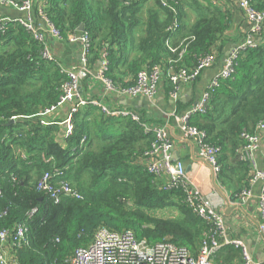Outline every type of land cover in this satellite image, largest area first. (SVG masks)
Wrapping results in <instances>:
<instances>
[{"label":"trees","instance_id":"1","mask_svg":"<svg viewBox=\"0 0 264 264\" xmlns=\"http://www.w3.org/2000/svg\"><path fill=\"white\" fill-rule=\"evenodd\" d=\"M46 1L45 12L63 38L90 34L93 69L105 47L110 59L107 75L117 84H133L141 70L160 65L168 93L170 69H191L198 58L214 50L222 57L232 40L228 32L233 19L227 8L232 0H166L177 16L159 0L145 16L146 0ZM250 2L264 12V0ZM33 13L38 19L37 6ZM175 17L179 26L172 31ZM42 49L17 22L0 30V229L27 221L30 246L19 252L20 262L64 264L75 250L90 245L102 226L132 231L152 244L168 241L196 254L209 225L186 205L182 189L161 191L141 163L154 140L153 132L144 126L159 124L161 118L144 110H136L139 121L107 116L89 104L74 114V134L65 146L60 144L57 121L43 125L41 114L58 102L67 77L61 72L63 63L43 59ZM87 84L86 80L82 90ZM177 107L179 111L186 108L182 101ZM262 119L264 34L242 54L233 77L221 81L206 113L191 119L206 133V142L220 148L219 181L231 186L233 195L239 193L250 169L239 159L240 136L252 133ZM11 120L14 123L8 125ZM55 170L62 172L61 179L81 199L63 197L57 204L36 190L39 179ZM167 209L176 216H157ZM33 210L35 214L28 218ZM239 254V249L223 247L215 262L231 264Z\"/></svg>","mask_w":264,"mask_h":264},{"label":"built area","instance_id":"2","mask_svg":"<svg viewBox=\"0 0 264 264\" xmlns=\"http://www.w3.org/2000/svg\"><path fill=\"white\" fill-rule=\"evenodd\" d=\"M236 1L252 26L250 31L247 33L245 40L236 44L225 58L221 69L211 78L208 85L201 92L199 100L179 113L177 104L181 101V83H193L203 72L211 69L219 58L217 50L198 58L197 63L191 69L183 67L178 72L170 69L168 78L172 89L168 93L163 82L165 71L160 65L141 70L133 84H117L107 75L110 68V59L105 47L101 52L98 65L93 69L90 34L86 31L81 34H71L65 40L61 30L50 21L45 12L47 1L38 6L37 22L33 13V0H24L21 3L15 0H0V5L12 8L25 15L19 18L0 17V30H3L5 25L10 22H17L23 26L42 46L41 56L43 59L57 61L49 45L50 39L55 41L64 40L80 47L81 56L76 66L60 65L61 72L66 75L67 79L60 86L58 102L46 108L41 114L43 118L41 123L48 125L52 123L48 121V117L55 115L63 108H67L65 114L66 130L63 136L64 144L74 134V114L78 112L80 107L92 104L98 106L101 112L107 116L130 117L135 121H139L140 115L134 109L113 107L107 104L106 101L113 100L117 95L154 101L160 92H163L164 95L167 94L173 110L162 109L157 114L162 120L161 123L152 125V127L144 126L153 132L154 140L149 150L144 154L141 163L148 173L157 180V186L161 191L182 189L186 205L209 225L203 232L200 247L196 254H192L188 249L168 241L152 244L146 239H139L132 231L116 232L102 226L95 232L92 243L87 247L75 250L64 264H218L215 262V257L223 247L227 246L239 249L241 252V260L234 261L231 264H264L252 256L245 241L229 237L223 213L207 197L203 196L189 177L184 163L174 158V142L169 135V121L175 119L181 140L191 142L196 146L198 158L202 164L210 168L214 182L221 185L219 181V175L222 171L219 162L220 148L208 144L206 133L194 126L191 119L206 113L213 94L221 81L233 77L242 54L248 49L254 48L263 34L264 12L257 11L250 0ZM159 2L177 16V10L174 6L166 0H159ZM178 26L179 21L175 17L170 29L175 31ZM173 51L175 50L173 49ZM93 74L97 82L102 83L104 86L101 101L81 98L83 83L90 79ZM240 138L243 142L240 160L249 163L251 170L255 172L254 177L261 183L258 206L261 219L259 232L264 238V119L256 125L252 133L243 132ZM85 142L86 137L82 140V144ZM260 160L262 161L261 167ZM61 175L62 172L57 170L53 173H45L37 182L36 190L44 193L57 204L61 202L63 197L81 199V194L69 182L62 180ZM54 179L57 180L54 181ZM250 195L251 192L245 189L235 194V197L243 202ZM35 212L36 210L31 211L27 214V217L31 218ZM29 246L30 230L27 221L16 223L12 229H0V264H22L19 252Z\"/></svg>","mask_w":264,"mask_h":264},{"label":"crops","instance_id":"3","mask_svg":"<svg viewBox=\"0 0 264 264\" xmlns=\"http://www.w3.org/2000/svg\"><path fill=\"white\" fill-rule=\"evenodd\" d=\"M33 1L34 7L37 6V8L39 5L46 2V0ZM155 1L156 0L145 1L143 16L146 15V11L148 9L155 7ZM224 6L226 5L224 4ZM228 6L229 7L227 8L230 10V14L232 15L233 19V26L228 32V35L232 38V40L225 46L224 54L222 55V57H219L217 63L211 69L203 72L201 76L193 83H181V101L184 103L186 108L192 104H195L199 100L201 92L208 85L211 78L221 69L225 58L232 51L236 44L245 40L247 33L252 27L245 18L243 12L240 10L236 0H232L231 3H228ZM24 16L25 15L23 13H20L12 8L0 5V17L19 18ZM194 19L195 17L191 14V21H194ZM259 40H261V37ZM175 43L178 42L175 41ZM49 45L56 58L59 59L67 67L76 66L78 64L81 56L80 47L78 45H72L64 40L55 41L52 39H50ZM133 55L134 53L131 54V57ZM165 79L166 76L164 75L163 82L165 81ZM87 81V89L81 90V98L84 100L101 101L104 94L103 84L97 82L94 74ZM106 103L117 108H130L134 109L135 111L144 110L148 115L153 113L155 116L162 109L167 111L171 109V102L169 101V99H167L163 92H160V94L154 101H149L145 98L132 99L117 95L113 100H108L106 101ZM185 109H183L179 113L183 112ZM172 110L173 108L171 109V111ZM66 112L67 108H63L59 110L55 115L48 117L49 121L51 119L57 121V124L59 126L57 141L64 146L66 145L63 143V136L66 130ZM169 126V135L171 136L175 147V151L173 154L174 158L179 159L184 163L189 177L198 187L203 196L207 197L217 207V209H219V211L223 213V215L225 216L229 237L245 241L249 246L252 256L264 263V238L259 232L261 219L258 212L259 196L261 194V183L254 177L255 172L251 170L249 163L246 162L250 168L249 174L238 189L240 190L239 193L247 189L251 192V195L242 202L237 199L235 195H233V193L235 192L231 186L229 187L225 185H217L214 182L210 168L202 164V162L198 158L196 146H194V144H192L191 142H185L181 140L178 128L176 127L175 119H171L169 121ZM241 150L242 148L239 150V159L242 154ZM259 163L261 167L262 161L260 160ZM238 260H241V252L239 256L235 258V260H233V262Z\"/></svg>","mask_w":264,"mask_h":264},{"label":"rangeland","instance_id":"4","mask_svg":"<svg viewBox=\"0 0 264 264\" xmlns=\"http://www.w3.org/2000/svg\"><path fill=\"white\" fill-rule=\"evenodd\" d=\"M143 13H144V10H143ZM157 216H160V217H171V216H176V213L174 211L170 210V209H167V210L159 212L157 214Z\"/></svg>","mask_w":264,"mask_h":264},{"label":"water","instance_id":"5","mask_svg":"<svg viewBox=\"0 0 264 264\" xmlns=\"http://www.w3.org/2000/svg\"><path fill=\"white\" fill-rule=\"evenodd\" d=\"M83 29H84V26L82 25V26L80 27L79 31H83ZM95 75H96V74H95ZM12 123H14L13 120H11V121L8 123V125H9V124H12Z\"/></svg>","mask_w":264,"mask_h":264}]
</instances>
